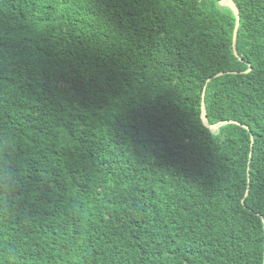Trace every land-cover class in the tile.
<instances>
[{
  "label": "trees",
  "instance_id": "obj_1",
  "mask_svg": "<svg viewBox=\"0 0 264 264\" xmlns=\"http://www.w3.org/2000/svg\"><path fill=\"white\" fill-rule=\"evenodd\" d=\"M221 1L0 0V264H264V0L236 52Z\"/></svg>",
  "mask_w": 264,
  "mask_h": 264
},
{
  "label": "water",
  "instance_id": "obj_2",
  "mask_svg": "<svg viewBox=\"0 0 264 264\" xmlns=\"http://www.w3.org/2000/svg\"><path fill=\"white\" fill-rule=\"evenodd\" d=\"M223 3H225L226 6L230 7L233 11V13L236 15V22H235V26L233 28V35H232V46H233V51H235V39H236V32H237V27H238V21H239V16H238V13H237V8L234 4V2L232 0H222ZM222 73L219 72L217 74H215V76H219L221 75ZM210 78H208L209 80ZM204 94H202V97H203ZM201 118H202V122L205 126H207L210 130H215L216 128H218L220 125L224 124V123H227V122H232V120H223V121H219L217 123H214V124H208L207 121H206V117H205V106H204V101L202 99V102H201ZM242 202H243V199H242Z\"/></svg>",
  "mask_w": 264,
  "mask_h": 264
},
{
  "label": "rangeland",
  "instance_id": "obj_3",
  "mask_svg": "<svg viewBox=\"0 0 264 264\" xmlns=\"http://www.w3.org/2000/svg\"><path fill=\"white\" fill-rule=\"evenodd\" d=\"M220 5H225V3H223V1L220 2Z\"/></svg>",
  "mask_w": 264,
  "mask_h": 264
},
{
  "label": "snow or ice",
  "instance_id": "obj_4",
  "mask_svg": "<svg viewBox=\"0 0 264 264\" xmlns=\"http://www.w3.org/2000/svg\"><path fill=\"white\" fill-rule=\"evenodd\" d=\"M83 2H87V0H83Z\"/></svg>",
  "mask_w": 264,
  "mask_h": 264
}]
</instances>
